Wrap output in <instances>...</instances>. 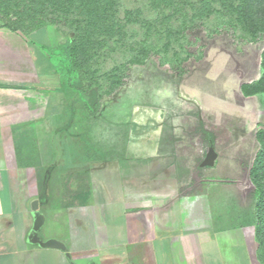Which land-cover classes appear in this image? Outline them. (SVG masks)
<instances>
[{"label": "crops", "instance_id": "0c3cea01", "mask_svg": "<svg viewBox=\"0 0 264 264\" xmlns=\"http://www.w3.org/2000/svg\"><path fill=\"white\" fill-rule=\"evenodd\" d=\"M35 34L0 28V264H260L254 223L218 228L182 198L164 115L149 134L129 121L120 159H75Z\"/></svg>", "mask_w": 264, "mask_h": 264}, {"label": "rangeland", "instance_id": "374dc122", "mask_svg": "<svg viewBox=\"0 0 264 264\" xmlns=\"http://www.w3.org/2000/svg\"><path fill=\"white\" fill-rule=\"evenodd\" d=\"M32 38L43 42L45 49L58 51L70 45L73 34L48 25ZM188 38L193 55L182 71L163 62L165 55H148L141 65L127 64L121 84L100 100L97 110L111 123L137 121L140 128L136 133L142 134L152 131L145 126L147 122L164 115L165 145L173 144L169 150L177 155L183 170L182 198L196 201V210L202 215L217 217L211 221L218 228L248 221L255 224L256 188L250 171L260 149L257 134L264 130V94L246 96L242 86L263 76L264 34L249 41L227 28L218 32L199 28ZM123 56L115 55L120 61ZM60 89L68 106L64 125L70 122L64 134L73 138L75 159L99 160L97 147L104 149L106 159H120L129 145L128 128L91 121L76 101L78 96L66 98ZM154 130L160 131L158 125ZM210 149L214 152L212 165L207 164ZM185 207L186 217H190L193 209ZM187 226L202 224L187 221Z\"/></svg>", "mask_w": 264, "mask_h": 264}, {"label": "trees", "instance_id": "16d2710c", "mask_svg": "<svg viewBox=\"0 0 264 264\" xmlns=\"http://www.w3.org/2000/svg\"><path fill=\"white\" fill-rule=\"evenodd\" d=\"M48 25L73 34L65 49L42 47L66 98L78 96L91 121L129 128L130 122L111 123L97 110L100 100L121 84L127 64L165 55L163 62L182 71L193 55L188 36L199 28H227L256 41L264 34V0H0V28L30 36ZM115 55H124V61ZM242 91L264 94V73ZM257 140L260 149L250 171L256 188L252 214L257 257L264 264V130Z\"/></svg>", "mask_w": 264, "mask_h": 264}, {"label": "water", "instance_id": "95a60500", "mask_svg": "<svg viewBox=\"0 0 264 264\" xmlns=\"http://www.w3.org/2000/svg\"><path fill=\"white\" fill-rule=\"evenodd\" d=\"M213 149H210V153H209V156H208V159H207V164H209V165H212L213 164Z\"/></svg>", "mask_w": 264, "mask_h": 264}]
</instances>
